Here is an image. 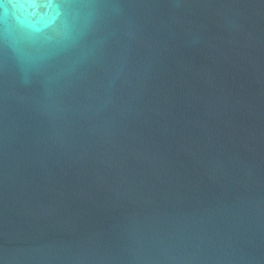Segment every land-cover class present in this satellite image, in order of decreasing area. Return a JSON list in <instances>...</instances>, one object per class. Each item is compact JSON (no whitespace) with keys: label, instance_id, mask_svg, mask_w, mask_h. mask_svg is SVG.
<instances>
[{"label":"water","instance_id":"obj_1","mask_svg":"<svg viewBox=\"0 0 264 264\" xmlns=\"http://www.w3.org/2000/svg\"><path fill=\"white\" fill-rule=\"evenodd\" d=\"M0 264H264V0H0Z\"/></svg>","mask_w":264,"mask_h":264}]
</instances>
